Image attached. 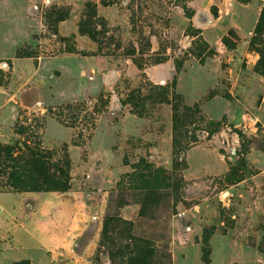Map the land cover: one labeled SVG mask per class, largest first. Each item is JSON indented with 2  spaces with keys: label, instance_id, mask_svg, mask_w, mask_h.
Segmentation results:
<instances>
[{
  "label": "rangeland",
  "instance_id": "obj_1",
  "mask_svg": "<svg viewBox=\"0 0 264 264\" xmlns=\"http://www.w3.org/2000/svg\"><path fill=\"white\" fill-rule=\"evenodd\" d=\"M263 11L0 0V264H264Z\"/></svg>",
  "mask_w": 264,
  "mask_h": 264
},
{
  "label": "crops",
  "instance_id": "obj_2",
  "mask_svg": "<svg viewBox=\"0 0 264 264\" xmlns=\"http://www.w3.org/2000/svg\"><path fill=\"white\" fill-rule=\"evenodd\" d=\"M168 74V73H167ZM169 75V74H168ZM164 75V76H168ZM261 196V193L259 194ZM259 196V197H260ZM259 200V199H257ZM62 225L52 227L50 229L51 233H54L57 237L66 238L67 236H73V237H89L92 235V232L95 234L96 230L98 229V221L95 225L94 219H91V217H62ZM93 218V217H92ZM37 219H34L33 221H29V229H32L37 232L36 227ZM44 230L43 228H41Z\"/></svg>",
  "mask_w": 264,
  "mask_h": 264
},
{
  "label": "trees",
  "instance_id": "obj_3",
  "mask_svg": "<svg viewBox=\"0 0 264 264\" xmlns=\"http://www.w3.org/2000/svg\"><path fill=\"white\" fill-rule=\"evenodd\" d=\"M88 9L89 10L86 13V18L82 21V23L80 25V29H81L82 32L90 35L92 38H94L96 41H98L100 46H101V41L98 39V33L95 31V29H92L90 27L93 24L94 18L98 17L97 16V12L95 11V7L94 6H91ZM98 20H99V17H98ZM175 142H177V140H175Z\"/></svg>",
  "mask_w": 264,
  "mask_h": 264
}]
</instances>
